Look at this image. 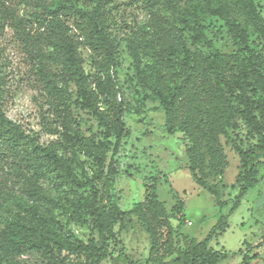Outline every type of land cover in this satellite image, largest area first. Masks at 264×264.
Instances as JSON below:
<instances>
[{"label":"rangeland","instance_id":"obj_1","mask_svg":"<svg viewBox=\"0 0 264 264\" xmlns=\"http://www.w3.org/2000/svg\"><path fill=\"white\" fill-rule=\"evenodd\" d=\"M52 1L3 0L0 3L3 109L10 119L33 131L40 144L56 145L58 154L69 159L76 174L92 177L96 170L94 159L82 147L67 145L57 131L61 126L59 110L62 105L58 99L59 92L51 87L50 82L63 93L68 106L67 120L73 127L78 126L86 136H93L96 141L101 137L102 129L91 111L81 107L77 85L66 75L58 49L50 45L47 38L56 23L48 14ZM198 1L205 5L202 22L208 39L220 54L229 57L234 50L232 40L223 21L213 12L224 5L234 14L238 0H211L208 4L204 0H176L177 8L174 11L167 9L163 0H101V7L109 18L108 32L116 48L114 63L109 67L102 64L101 58L84 43L82 37H78L80 31L73 14L60 15L57 21L63 22L70 34H75L83 72L92 83V88L98 92L101 109L114 100L122 104L124 110L122 120L125 134L115 156V174L106 178L103 175L97 181L96 202L109 208L115 199L120 209L130 210L134 204L144 202L147 187L155 186L158 200L164 205L173 228L178 224L179 215L171 208L180 201L183 203L186 218L180 229V237L176 240L172 232L173 245L178 243L181 248H184L185 238H203L217 217L228 212L238 193L235 176L239 157L223 137H220V141L227 164L222 176L209 175L207 169L202 176L208 184H217L226 205L217 206L214 197L192 180L187 169V140L184 139L182 124L195 125L197 110H192L195 92L192 81L186 80L189 97L174 123L173 134L164 128V112L146 85L154 65L165 69L164 64L158 63L161 60L158 55L160 44L175 42L178 46L184 44L190 51L196 48L207 51L201 42L194 43L191 30L184 29L179 21V16L188 14L189 7ZM252 1L264 17V0ZM74 3L76 8L90 10L94 7L92 0H74ZM236 17L241 18L237 13ZM174 26L176 28L172 31L171 27ZM249 32L250 47L257 52L260 50L259 40L250 28ZM180 62L181 57L177 69ZM43 65L48 67L46 73L50 82L40 69ZM230 66L227 70L229 79L235 76ZM98 81L103 87H97ZM171 81L179 83L181 79L171 73ZM263 92L264 87L257 86L256 95ZM244 134L243 129L240 131L242 138ZM201 144L203 146L202 139ZM27 151L30 152V149L23 148V153ZM108 158L109 153L105 166ZM47 162L42 161L38 172L27 164L16 168L10 159L0 163V243L9 233H18L17 223L21 218H33V212L42 214L72 241L85 242L90 235L88 216L79 205L81 197L89 194L88 188H76L62 181ZM260 173L263 174L260 183L247 191L229 217L230 227L222 235L229 246H234L244 233L247 237L250 235L248 225L253 227L255 219L264 221V168ZM242 220L245 226L238 227ZM152 224L156 225L154 221ZM167 230L164 226L158 228L157 240L160 244L166 239ZM114 232L111 253L100 264H153V255L162 253L160 249L150 254V236L144 223L135 215L118 222ZM212 245L217 246L216 243ZM168 259L166 257L164 260ZM82 260L81 255L65 250L57 254V264H77ZM0 264H46V259L37 250L30 249L20 254L0 251Z\"/></svg>","mask_w":264,"mask_h":264},{"label":"trees","instance_id":"obj_2","mask_svg":"<svg viewBox=\"0 0 264 264\" xmlns=\"http://www.w3.org/2000/svg\"><path fill=\"white\" fill-rule=\"evenodd\" d=\"M2 1L0 0V3ZM92 1L94 7L88 10L76 8L74 0H53L48 14L56 23L47 38L50 45L58 49L66 75L77 85L81 107L91 111L98 120L102 130L97 141L93 136H86L78 126L73 127L67 120L68 106L63 93L57 89V85L50 82L46 73L47 65L40 68L52 84L51 87L59 92L57 94L62 108L59 110L61 126L57 131L67 145L82 147L85 153L94 159L96 170L92 177L76 174L69 159L58 154L56 145L40 144L33 131L26 130L5 114L3 79L0 76V163L10 159L16 164V168L27 164L38 172L41 170L40 164L46 160L49 167L57 171L62 181L76 188H88L89 194L81 197L79 205L88 216L90 235L85 242L72 241L50 224L42 214L33 212V218H21L17 223L18 233L6 235L7 238L0 243V251L20 254L30 249L37 250L46 259V264H57V254L65 250L83 257L77 264H100L111 253L112 241L115 240L114 226L122 219L135 215L144 223L150 236V254L162 249L160 255H153V264H218L227 254L225 251L214 249L210 241L223 230L226 216H220L202 240L183 239L184 248H181L178 243L173 245L172 232L174 231L177 240L186 218L183 203L180 201L171 208V211L179 215L178 224L173 228L164 205L158 200L155 186L147 187L144 202L134 204L130 210L120 209L115 199L109 208L96 202L97 181L103 175L106 178L115 174V156L125 134L122 120L124 110L122 104L114 100L107 103L105 109H101L98 105V92L92 88V83L83 72L75 34H70L69 28L63 22H57L58 16L73 14L77 18L76 27L80 31L78 37H82L84 43L96 52L99 59L101 58L102 64L109 67L114 63L116 49L108 32L109 18L101 7V0ZM204 1L206 4L211 2ZM163 4L171 11L177 8L176 0H163ZM204 6L199 1L192 4L188 14L179 16V21L184 29L191 30L194 43L201 42L207 51L202 52L199 48L190 51L184 44L178 46L175 42L160 44L158 55L161 60L158 63L164 64L165 69L154 65L146 85L158 99L164 112V128L169 134H173L174 123L181 113L184 101L187 102L189 97L185 88L186 80L192 81L195 90L192 110H197L195 125L182 124L185 129L184 139L187 140V169L192 180L214 197L216 205L224 206L226 202L221 199L217 184H208L202 175L207 169L206 173L209 175L222 176L227 162L220 137L225 138L239 157L235 176L238 193L231 208L234 209L240 203L241 197L263 177L260 172L261 168H264V92L257 96L256 89L257 86L264 87V17L252 0H238L234 6V14L224 5L214 10V15L223 21L234 46L231 55L226 57L214 48L205 33V25L202 22ZM236 13L241 16L240 19L236 17ZM171 28L173 31L176 26ZM249 28L259 40L260 50L257 52L250 47ZM180 57V68L177 69ZM229 65L235 71V76L231 79L227 72ZM171 73L178 75L181 81L172 82ZM100 86L103 87L98 81L97 87ZM190 103L188 100V104ZM243 129L244 138L240 135ZM23 148L30 149V152L23 153ZM108 153L109 158L105 166ZM161 226L168 230L166 239L160 244L157 234L159 235L158 228ZM166 257L169 259L164 260ZM249 259L251 257L244 256L243 264H247Z\"/></svg>","mask_w":264,"mask_h":264},{"label":"crops","instance_id":"obj_3","mask_svg":"<svg viewBox=\"0 0 264 264\" xmlns=\"http://www.w3.org/2000/svg\"><path fill=\"white\" fill-rule=\"evenodd\" d=\"M260 181H259V183H260ZM257 185H255V186H257ZM254 187H252V188H254ZM252 188H250V189H252ZM242 197H241V199H242ZM240 202H241V200H240ZM237 207H238V205L234 209H231L232 208V205H231L228 212L223 215V216H226L224 228L221 232L218 233V235L214 239H212L210 241V245L214 249L225 251L227 254L226 257L223 260H221L218 264H243L244 263V256L251 257V259L246 261L247 264H264V221L262 219L261 220L259 218L255 219L254 220L255 225L253 227L251 225H248L249 226L248 233L250 235H248V237H247L246 233H244V234L242 233L244 236L243 235H242L243 237L240 236V238L237 240V242L234 246H232V245L229 246L226 239L222 238L224 231L226 229H229V227H230L229 222H228L229 217L231 216V214L235 211V209ZM220 216H222V214H220L217 217V220L209 228V230L207 231L205 236L208 234L210 229L217 223ZM187 221H189V220H187ZM237 225L238 224H236V226ZM239 225L240 226H238V227H244L245 221L244 220L240 221ZM193 238H195V237H193ZM203 238L197 239V240H202ZM212 243H216L217 246L214 247L212 245Z\"/></svg>","mask_w":264,"mask_h":264},{"label":"built area","instance_id":"obj_4","mask_svg":"<svg viewBox=\"0 0 264 264\" xmlns=\"http://www.w3.org/2000/svg\"><path fill=\"white\" fill-rule=\"evenodd\" d=\"M188 224H190V222L188 221Z\"/></svg>","mask_w":264,"mask_h":264}]
</instances>
